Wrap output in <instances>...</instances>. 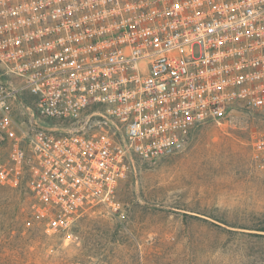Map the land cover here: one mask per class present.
Wrapping results in <instances>:
<instances>
[{
	"label": "built area",
	"instance_id": "1",
	"mask_svg": "<svg viewBox=\"0 0 264 264\" xmlns=\"http://www.w3.org/2000/svg\"><path fill=\"white\" fill-rule=\"evenodd\" d=\"M237 109L264 116V0H0V185L30 166L48 234Z\"/></svg>",
	"mask_w": 264,
	"mask_h": 264
},
{
	"label": "rangeland",
	"instance_id": "2",
	"mask_svg": "<svg viewBox=\"0 0 264 264\" xmlns=\"http://www.w3.org/2000/svg\"><path fill=\"white\" fill-rule=\"evenodd\" d=\"M262 130L264 116L237 109L196 128L177 154L135 157L109 199L85 209L70 232H23L22 248L39 264H264V165L250 145ZM16 178L0 194V234L11 208L21 229L38 204L30 166Z\"/></svg>",
	"mask_w": 264,
	"mask_h": 264
},
{
	"label": "trees",
	"instance_id": "3",
	"mask_svg": "<svg viewBox=\"0 0 264 264\" xmlns=\"http://www.w3.org/2000/svg\"><path fill=\"white\" fill-rule=\"evenodd\" d=\"M7 190L8 193L14 191L13 187H5L0 185V194H3ZM7 199H10V197H7ZM10 204L11 202L7 204V207ZM10 211L12 212V224L8 225V230L6 229L0 234V264H39L30 259L31 251L22 248L20 240L21 234L23 232H27V234L30 233L31 236L38 234L41 235L40 233H42V236L45 237V225L43 220L37 217L34 210L30 209L27 216L24 218L22 217L24 221L21 226V230L17 226L18 222L14 220V217L16 214H18V211L13 208H11ZM260 228L258 230L264 232V227ZM29 230H31V232ZM13 241H16V243L18 242L17 246L13 244Z\"/></svg>",
	"mask_w": 264,
	"mask_h": 264
}]
</instances>
